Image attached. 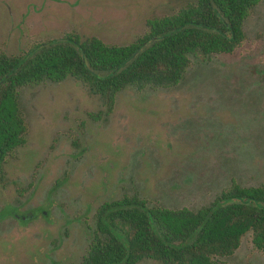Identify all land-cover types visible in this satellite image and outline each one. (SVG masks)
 <instances>
[{"label":"rangeland","instance_id":"rangeland-1","mask_svg":"<svg viewBox=\"0 0 264 264\" xmlns=\"http://www.w3.org/2000/svg\"><path fill=\"white\" fill-rule=\"evenodd\" d=\"M193 2L0 0V54L70 33L128 45ZM242 29L238 47L192 59L177 85L126 86L112 103L74 77L21 87L24 142L0 173V264H78L97 209L123 197L196 211L234 184L264 186V0ZM251 238L221 264H264Z\"/></svg>","mask_w":264,"mask_h":264},{"label":"trees","instance_id":"trees-1","mask_svg":"<svg viewBox=\"0 0 264 264\" xmlns=\"http://www.w3.org/2000/svg\"><path fill=\"white\" fill-rule=\"evenodd\" d=\"M260 0H194L177 13L146 21L135 42L118 46L67 34L20 56L0 54V173L24 142L19 89L74 77L112 103L126 86L170 87L192 59L231 53L244 40L243 23ZM264 251V186L232 185L196 211L150 206L137 196L102 204L87 254L78 264H221L242 237Z\"/></svg>","mask_w":264,"mask_h":264},{"label":"flooded vegetation","instance_id":"flooded-vegetation-1","mask_svg":"<svg viewBox=\"0 0 264 264\" xmlns=\"http://www.w3.org/2000/svg\"><path fill=\"white\" fill-rule=\"evenodd\" d=\"M17 215V214H16ZM35 216V214L34 213H29V217H34ZM25 217H27V215L25 216ZM24 216H22V218L24 219L25 218Z\"/></svg>","mask_w":264,"mask_h":264}]
</instances>
